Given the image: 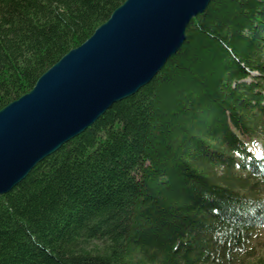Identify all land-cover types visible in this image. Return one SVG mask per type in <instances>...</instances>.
Instances as JSON below:
<instances>
[{
	"label": "trees",
	"instance_id": "trees-1",
	"mask_svg": "<svg viewBox=\"0 0 264 264\" xmlns=\"http://www.w3.org/2000/svg\"><path fill=\"white\" fill-rule=\"evenodd\" d=\"M122 2L0 0V109ZM254 140L264 0H211L147 84L0 195V264H264Z\"/></svg>",
	"mask_w": 264,
	"mask_h": 264
},
{
	"label": "water",
	"instance_id": "water-1",
	"mask_svg": "<svg viewBox=\"0 0 264 264\" xmlns=\"http://www.w3.org/2000/svg\"><path fill=\"white\" fill-rule=\"evenodd\" d=\"M211 0H124L32 89L0 109V195L147 84Z\"/></svg>",
	"mask_w": 264,
	"mask_h": 264
},
{
	"label": "rangeland",
	"instance_id": "rangeland-1",
	"mask_svg": "<svg viewBox=\"0 0 264 264\" xmlns=\"http://www.w3.org/2000/svg\"><path fill=\"white\" fill-rule=\"evenodd\" d=\"M250 151H257L258 153L264 154V147L262 146L261 141L254 140L250 144ZM264 193V192H263ZM264 195V194H263ZM256 244H257V251L263 252L264 251V227L261 228L258 232L257 238H256Z\"/></svg>",
	"mask_w": 264,
	"mask_h": 264
},
{
	"label": "bare ground",
	"instance_id": "bare-ground-1",
	"mask_svg": "<svg viewBox=\"0 0 264 264\" xmlns=\"http://www.w3.org/2000/svg\"><path fill=\"white\" fill-rule=\"evenodd\" d=\"M211 145V144H210Z\"/></svg>",
	"mask_w": 264,
	"mask_h": 264
}]
</instances>
